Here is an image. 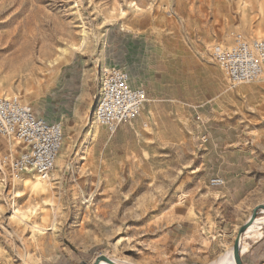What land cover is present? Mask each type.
Returning <instances> with one entry per match:
<instances>
[{"label": "rangeland", "instance_id": "rangeland-1", "mask_svg": "<svg viewBox=\"0 0 264 264\" xmlns=\"http://www.w3.org/2000/svg\"><path fill=\"white\" fill-rule=\"evenodd\" d=\"M239 33L264 37V0H0V95L64 132L45 179L13 172L22 145L0 138V264H230L264 203V77L233 83L210 55ZM112 66L149 90L114 135L90 117ZM206 108L253 150L240 198L211 185ZM244 237V264H264V212Z\"/></svg>", "mask_w": 264, "mask_h": 264}, {"label": "built area", "instance_id": "built-area-1", "mask_svg": "<svg viewBox=\"0 0 264 264\" xmlns=\"http://www.w3.org/2000/svg\"><path fill=\"white\" fill-rule=\"evenodd\" d=\"M215 63L233 83H251L264 77V37L247 39L237 34L232 45L216 43L211 49ZM148 100L145 88L133 87L129 73L109 67L90 117L113 135L122 124L133 122ZM0 138L19 142L17 154H7L15 173L32 170L47 178L55 168L64 132L60 122L49 121L36 114L34 107L17 96L0 95ZM224 184L221 178L212 186Z\"/></svg>", "mask_w": 264, "mask_h": 264}, {"label": "crops", "instance_id": "crops-1", "mask_svg": "<svg viewBox=\"0 0 264 264\" xmlns=\"http://www.w3.org/2000/svg\"><path fill=\"white\" fill-rule=\"evenodd\" d=\"M210 55H211V52H210ZM211 58H212V55H211ZM115 67H119L127 71L130 76V84L133 87L145 88L147 90L148 97H149L148 88L144 84L134 82L131 77V73L127 68L123 66H115ZM141 114L133 122L122 124L117 130V132L122 127L126 125H131L134 122H136L141 116ZM199 114H200L199 116L202 118V122H199L202 128L201 131L209 132V133L213 132L214 137L217 138L216 141H213V140L210 141V144L207 146V150H208L207 152L208 160L207 161L210 166H213V167L215 166V168H217V172L220 171L212 179L222 178L224 180V184L214 186V187L217 189H220L223 191L226 190V192H229L230 194L228 195L229 198L230 197L240 198L242 195L241 193L242 187L245 186L246 183L251 181V175L247 173V170L252 165L251 160L255 158L253 157V150H251V148L248 146H237V144L234 143L231 139L233 131L229 129L230 128L229 126H226L223 124L219 125V123L214 118L211 110L206 108Z\"/></svg>", "mask_w": 264, "mask_h": 264}, {"label": "water", "instance_id": "water-1", "mask_svg": "<svg viewBox=\"0 0 264 264\" xmlns=\"http://www.w3.org/2000/svg\"><path fill=\"white\" fill-rule=\"evenodd\" d=\"M264 210V203L263 204H258L257 206L254 207L253 212L251 216L248 218V220L241 225V227L238 230L237 236L234 240L233 244V253H234V259L236 264H244L242 260V247H241V240L249 226L255 221L257 218L258 214ZM102 262H106L108 264H118L115 261H113L111 258H109L105 254H100L98 255L92 264H101Z\"/></svg>", "mask_w": 264, "mask_h": 264}, {"label": "bare ground", "instance_id": "bare-ground-1", "mask_svg": "<svg viewBox=\"0 0 264 264\" xmlns=\"http://www.w3.org/2000/svg\"><path fill=\"white\" fill-rule=\"evenodd\" d=\"M262 212H264V210H262ZM246 233V232H245ZM245 236V234L243 235V237H242V240H241V245L243 244H245V245H248L249 243H245V241L243 240V239H245V238H249V237H244ZM113 260V259H112ZM113 261H115L116 263H118V264H121V263H119L118 261H116V260H113ZM225 262H228V263H230V264H236L235 263V259H234V253H233V250L231 249L230 250V254L225 258V260H224ZM221 262L222 261H220L218 264H221ZM101 264H108V263H106V262H102Z\"/></svg>", "mask_w": 264, "mask_h": 264}]
</instances>
